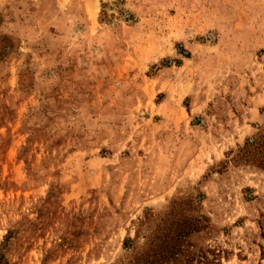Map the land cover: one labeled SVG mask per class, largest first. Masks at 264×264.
Masks as SVG:
<instances>
[{
  "label": "rangeland",
  "instance_id": "rangeland-1",
  "mask_svg": "<svg viewBox=\"0 0 264 264\" xmlns=\"http://www.w3.org/2000/svg\"><path fill=\"white\" fill-rule=\"evenodd\" d=\"M0 264H264V0H0Z\"/></svg>",
  "mask_w": 264,
  "mask_h": 264
}]
</instances>
